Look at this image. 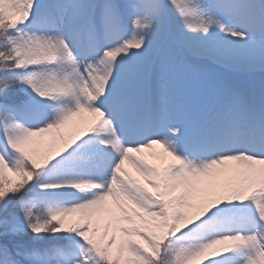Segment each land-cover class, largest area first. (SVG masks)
<instances>
[{"label": "snow or ice", "instance_id": "snow-or-ice-1", "mask_svg": "<svg viewBox=\"0 0 264 264\" xmlns=\"http://www.w3.org/2000/svg\"><path fill=\"white\" fill-rule=\"evenodd\" d=\"M178 56L264 71V0H0V264H264V78Z\"/></svg>", "mask_w": 264, "mask_h": 264}, {"label": "rangeland", "instance_id": "rangeland-1", "mask_svg": "<svg viewBox=\"0 0 264 264\" xmlns=\"http://www.w3.org/2000/svg\"><path fill=\"white\" fill-rule=\"evenodd\" d=\"M41 2L48 3L49 0H41ZM194 77L203 84L227 82L247 87L258 85L264 78V71L258 67L252 69L231 67L207 60L195 61L191 56H178L168 74L149 80L145 87L160 101L185 97L186 117H195L201 110H211L215 106L216 92L213 88L203 87L194 100L187 97L185 89Z\"/></svg>", "mask_w": 264, "mask_h": 264}]
</instances>
